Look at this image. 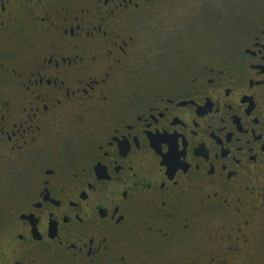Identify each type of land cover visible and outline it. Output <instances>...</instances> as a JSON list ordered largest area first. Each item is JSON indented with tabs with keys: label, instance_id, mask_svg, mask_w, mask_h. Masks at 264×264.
<instances>
[{
	"label": "flooded vegetation",
	"instance_id": "1",
	"mask_svg": "<svg viewBox=\"0 0 264 264\" xmlns=\"http://www.w3.org/2000/svg\"><path fill=\"white\" fill-rule=\"evenodd\" d=\"M234 1L0 0V264H264V0Z\"/></svg>",
	"mask_w": 264,
	"mask_h": 264
},
{
	"label": "rangeland",
	"instance_id": "2",
	"mask_svg": "<svg viewBox=\"0 0 264 264\" xmlns=\"http://www.w3.org/2000/svg\"><path fill=\"white\" fill-rule=\"evenodd\" d=\"M229 2H231V3H235V1L234 0H229ZM245 2H249V3H252L253 1L252 0H245ZM230 5H232V4H230ZM233 6V5H232ZM248 6V5H247ZM231 16H232V13H231Z\"/></svg>",
	"mask_w": 264,
	"mask_h": 264
}]
</instances>
